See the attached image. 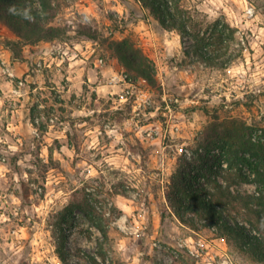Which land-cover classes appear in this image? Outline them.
Returning a JSON list of instances; mask_svg holds the SVG:
<instances>
[{"label":"rangeland","instance_id":"1","mask_svg":"<svg viewBox=\"0 0 264 264\" xmlns=\"http://www.w3.org/2000/svg\"><path fill=\"white\" fill-rule=\"evenodd\" d=\"M51 2L48 23L62 29L52 52L0 21V50H10L0 52V264H264L166 197L180 162L197 174L219 158L234 194L264 196L240 178L252 167L238 146L206 143L226 129L264 143V0L181 1L204 27L221 19L234 29L214 64L135 0ZM122 48L137 63L120 60ZM16 59L28 64L11 76ZM246 155L264 169V149ZM251 208L264 217V204ZM223 216L264 236L242 202Z\"/></svg>","mask_w":264,"mask_h":264},{"label":"trees","instance_id":"2","mask_svg":"<svg viewBox=\"0 0 264 264\" xmlns=\"http://www.w3.org/2000/svg\"><path fill=\"white\" fill-rule=\"evenodd\" d=\"M51 1L0 0V21L4 22L17 37L24 39L26 43L51 41L55 37H58L62 30L59 27L50 26L48 23L54 17V6ZM135 1L143 9H148L150 15L163 28L176 31L181 36L189 38L192 42L194 52L206 62L214 64L226 53L228 47L227 41L234 34V29L227 22L216 19L209 26L204 27L202 21L195 18V15L181 4L182 0ZM25 11L33 17L32 20L23 18ZM122 51L124 52H118L117 54L120 60L125 63H137L132 49L122 48ZM141 75L147 79H151L145 71L141 72ZM260 131L264 130L260 129ZM217 138L224 145L229 144L228 147L232 152L234 151V147L238 146L234 151L235 156L241 154L239 156L241 161H244L252 167V176L240 174V178L247 182H258L264 185V169H261L258 163L253 164L246 159V154L249 156H260V151L264 149V143L260 139L254 140L250 132L248 139H245L242 132H235L230 129H226L223 134L217 133L212 135L207 139L206 143L208 144L209 142L217 140ZM231 151L230 153H232ZM205 158V156L200 154L198 156L200 160H205ZM204 160L203 163H206V160ZM226 161L229 162V166L232 165L230 158H227ZM184 163L190 166L191 161L185 159ZM182 164L183 162H180V166L171 177V182L168 186L169 190L167 191L166 197L170 203V207H174L175 205L177 213L180 210L193 211L207 218L220 231L221 235L238 242L258 259L264 261V236L246 228L237 220L230 222L228 218L223 216L225 208L229 203L242 202L244 207L251 210L256 215L258 222L263 225V215L257 210H252L251 205L264 204V196L260 194L247 196H242L239 193L234 194L230 190V186L234 182H230L228 166H223L220 158L215 161L214 166L213 164L209 165V162L206 163L209 166L205 169L201 168L197 174L194 173L193 169L182 168ZM206 170L210 173L206 174ZM199 177L203 181H200ZM219 177L226 181L225 185L218 180ZM72 208L73 204L70 203L58 212L56 218L60 231L62 229L61 225L65 221V216L68 213H72ZM94 223L101 235L107 239L106 229L99 223ZM61 239H63L62 236L58 243V253L60 259L65 260L62 250L63 240Z\"/></svg>","mask_w":264,"mask_h":264},{"label":"crops","instance_id":"3","mask_svg":"<svg viewBox=\"0 0 264 264\" xmlns=\"http://www.w3.org/2000/svg\"><path fill=\"white\" fill-rule=\"evenodd\" d=\"M52 45H53V42L46 41V42H41L40 44L36 45V47H41L42 48L41 52H52L51 51V48L53 47ZM0 52H10V50L2 48ZM23 52H40V51L39 50L31 51L29 48H26ZM25 64L27 65L28 63L26 61L23 62V61H19L16 59L13 63L9 62L8 69L10 70V72L13 73V75H18V73H20V71L24 69L23 65Z\"/></svg>","mask_w":264,"mask_h":264},{"label":"clouds","instance_id":"4","mask_svg":"<svg viewBox=\"0 0 264 264\" xmlns=\"http://www.w3.org/2000/svg\"><path fill=\"white\" fill-rule=\"evenodd\" d=\"M23 18L28 19V20H32L33 19V17L27 11H25L23 13Z\"/></svg>","mask_w":264,"mask_h":264},{"label":"built area","instance_id":"5","mask_svg":"<svg viewBox=\"0 0 264 264\" xmlns=\"http://www.w3.org/2000/svg\"><path fill=\"white\" fill-rule=\"evenodd\" d=\"M8 70V74L9 75H11V76H13V73L12 72H10V70L9 69H7Z\"/></svg>","mask_w":264,"mask_h":264}]
</instances>
